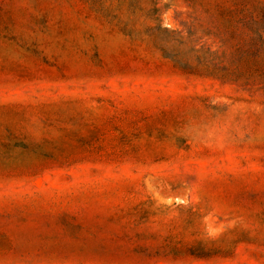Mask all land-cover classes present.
<instances>
[{"label": "rangeland", "instance_id": "obj_1", "mask_svg": "<svg viewBox=\"0 0 264 264\" xmlns=\"http://www.w3.org/2000/svg\"><path fill=\"white\" fill-rule=\"evenodd\" d=\"M0 264H264V0H0Z\"/></svg>", "mask_w": 264, "mask_h": 264}]
</instances>
